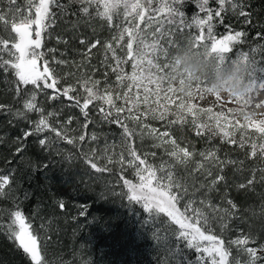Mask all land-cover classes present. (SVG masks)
Wrapping results in <instances>:
<instances>
[{
	"label": "trees",
	"instance_id": "1",
	"mask_svg": "<svg viewBox=\"0 0 264 264\" xmlns=\"http://www.w3.org/2000/svg\"><path fill=\"white\" fill-rule=\"evenodd\" d=\"M140 2L147 6V0ZM232 2L241 4L250 15H239L240 9L233 11L226 0L221 19L214 15L221 7L218 0H208L207 7L213 10L212 34L222 39L229 33H245L241 42L230 45L232 51L228 56L235 59L241 53L247 54L256 69L254 75L264 76L261 72L264 69V0ZM37 3L38 0H15L14 7L19 8V12L8 13V0H0V12L8 13L9 21L8 25L0 23V39L8 40L10 49L16 42L11 23L33 16ZM59 4L62 7L50 6L49 19L41 32V62L49 66L51 78L57 81L56 88L61 91L71 88L69 95L75 96L81 104L87 96L86 89L91 87L99 95L111 94L115 107L105 118L99 108L104 107L108 112L109 106L94 100L85 117L80 107L62 94L55 100L49 99L55 89L38 91L27 85L22 86L24 92L17 96L14 72L0 70V105L5 106L0 109V176L8 175L11 181L0 194V264H32L16 242L9 239L11 214L16 210L22 212L29 231L40 241L41 264H208L207 260L198 259L201 253L187 247L179 237V226L170 217L147 212L142 201H130L131 193L124 181L138 183L141 175H147L144 170L148 168L156 171V181L165 175L161 169H170L188 188L195 200L192 208L209 216L210 234L223 239L224 246L230 250V264L237 249L229 241L242 235L253 238L249 245L261 249L264 258V181L260 180L264 175V152L260 146L264 143L258 141L263 133L256 136V131L243 135L221 131L215 121L203 115L167 112L159 106L140 108L134 100L132 54L143 44L146 20L152 17L153 41H164L169 35L172 38L177 33L176 27L183 30V36L194 37L199 29L191 24L192 19L206 17V13L199 10L197 0H183L179 5L184 14V26L169 23L167 11H154L159 8L160 0H152L143 21L135 13L127 14L122 3L112 11L110 21L97 15L98 11H103L102 6L98 9L93 4L85 14L80 0H59ZM126 29L133 30L135 36L130 37ZM207 31L205 25L206 37ZM161 35L163 38H158ZM132 38L134 44L129 50L127 45ZM148 42L151 41L148 39ZM2 54L9 59L8 53ZM32 91H37L39 107L44 113H53L49 122L66 131L73 143L58 139L54 133L44 134L50 141L47 149H42L33 136L17 139L31 127L28 121L34 120V114L28 119L16 116L17 110L23 109L25 93ZM120 107L125 111L117 113L116 108ZM161 113L163 119L155 118ZM117 116L128 126L131 137L125 136L120 124L110 122ZM135 116L139 120L132 118ZM69 120L71 123H67ZM204 124L209 127L198 128ZM164 132H169L177 145L192 153L184 163H178L170 155L175 147L164 143L159 135ZM81 135L84 141L79 140ZM253 144L257 146L255 156L251 155ZM20 146L23 150L17 153L16 148ZM131 150L145 161L144 165L135 160ZM210 152L223 163L212 162L211 158L206 160ZM85 156L110 171L95 172L85 162ZM253 173L256 180L251 188H239ZM217 175H223L224 180L212 185ZM172 192L178 195L175 188ZM188 199L186 196L179 200L182 212ZM227 200L237 206L234 215L223 221L212 220L215 214L209 206L230 208ZM61 203L64 208L59 207ZM195 219L190 216L192 222ZM201 226L209 234L202 221ZM260 261L264 263V259Z\"/></svg>",
	"mask_w": 264,
	"mask_h": 264
},
{
	"label": "snow or ice",
	"instance_id": "2",
	"mask_svg": "<svg viewBox=\"0 0 264 264\" xmlns=\"http://www.w3.org/2000/svg\"><path fill=\"white\" fill-rule=\"evenodd\" d=\"M183 2V0H160L159 8L155 9L156 12L167 11L168 13V22L175 23L178 26H184L185 22L183 19V12L180 11L179 5ZM199 10L201 12L206 13L205 18H200L196 16L192 19L191 24L195 25L196 28L199 29V34L192 37L187 45L196 49H204L208 55H215L220 64L224 63H232L239 64L244 63L249 68V86L246 89L247 95L245 96L243 93L236 97L237 101H242L245 105H248L253 99L252 93L258 92L261 89H264V76L259 77V82H257V77L254 75L256 69L252 67L249 62L247 54L241 53L239 57L236 59H226V54L231 52L232 49L230 45L233 43H238L242 41V38L246 36L243 32H235L234 34L224 35L222 39H217L212 34V23L213 20V10L207 7L208 0H197ZM219 5L221 6L218 10H215L214 15L216 17H221V12L226 10L224 5L226 0H218ZM228 3L231 4L232 10L235 11L237 8L240 9L239 15L248 17L250 14L243 10V6L241 4L233 3L232 0H227ZM80 3L83 5L81 11L87 14L89 12V6L96 5L99 9L101 6L103 7V11L97 12V15L103 16L107 18L109 21L111 20V13L113 10L118 8L120 4H123V7L126 10L127 14L135 13L136 16L139 17L141 21L145 19V13L148 12L152 7V0H147V6L142 4L140 0H80ZM9 9L8 13L19 12V8L14 7L15 0H8ZM50 6L62 7L59 4V0H38V4L35 6V17L32 18L30 16L24 17L21 22H12L10 27L11 31L15 33L16 42L13 43L12 48L8 47L9 41L0 39V70H3L7 73L10 69L14 72L17 80L15 81V95L20 96L22 92H24V88L22 86L32 85L33 89L38 91H43L45 89H55V94L49 96V99L55 100L59 95H63L67 100L73 101L77 107H80L84 116L87 117L88 112L86 111L89 108V105L93 103L94 100H101L107 106H109V111L106 112L104 107H100L99 111L105 115L107 118L111 114V108L115 107L113 97L111 94L99 95L93 92L91 87L86 89L87 96L84 98L83 103L81 104L80 100L75 96L69 95V92L72 91L71 88L60 89L56 88L57 81L52 77L51 72L49 71L47 64L44 66L43 73L37 71V57L40 55L36 50L41 47V32L44 29L45 21L49 19L50 15ZM29 11H31L29 9ZM8 13L0 12V23L5 25L9 24L7 19ZM54 15V14H53ZM152 17H149L151 20ZM222 19V17H221ZM247 23H251L250 19H246ZM35 24L37 26L36 36L37 39L31 38V28L32 25ZM207 25V37L204 34V26ZM50 26V25H49ZM130 37L133 36V30L126 29ZM260 34H258L259 36ZM134 38V37H133ZM207 40V43L205 41ZM83 43V41H81ZM95 47V45H92ZM110 47V46H109ZM128 49H132V44L129 43L127 45ZM180 49H177L175 55L171 58V73L167 77L169 85L173 79H175V75L173 74L175 71L174 60ZM153 51H155V46H153ZM8 53L9 59H5L2 53ZM147 53L141 51L139 56L140 59L137 63H140L144 60ZM148 65L151 67H157V65L153 64L152 60L147 61ZM168 65L166 64L165 67ZM261 72H264V69H261ZM135 74L133 75V79H135ZM161 81L165 79V77L159 78ZM149 81L152 82L151 74L149 75ZM180 91H184V80L180 79ZM197 85V89L199 88V84ZM157 88H159V83H157ZM168 92H173L171 86L167 89ZM187 95L192 96L193 93L189 91ZM26 98L23 101V111L17 110L16 116L21 119H28L27 113L35 112L39 114V118L36 120H29V124L31 127L24 131L22 137H18L17 139L26 140L29 136H33L36 138V143L42 148L47 149L50 146L49 137L44 135L45 133H54L58 139L64 140L67 139L69 144L73 143L72 139L67 137V132L63 129H58L54 127L49 122V117L53 115V113H44V109L42 107L37 106V91H32L31 94L25 93ZM219 97V96H217ZM5 106L0 105V109H4ZM257 109L264 107V100L260 101L255 105ZM178 108L180 110H187V112L195 115L194 109L196 105H185L182 101ZM117 113L124 112L125 109L120 107L116 108ZM206 111L211 112V109H207ZM128 113L131 114V109H128ZM127 118V117H125ZM133 119L139 120L138 116L132 117ZM159 119H163V113L160 114L159 117H155ZM246 120H249V117L245 116ZM217 120L219 117L217 116ZM111 123L120 124L124 129V134L126 137H131L132 133L129 131L128 126L126 124H122L121 119L117 116L116 119L111 120ZM67 123H71L69 120ZM86 126V125H85ZM249 126L254 127L257 132L264 133V120H250ZM209 126L199 125L198 128H208ZM219 127V124H217ZM153 132L156 130L153 129ZM209 131L211 129L209 128ZM223 131V129H221ZM63 133V134H62ZM197 134H200L199 131ZM162 136H168L167 132L161 134ZM225 136L228 135L227 132L224 133ZM84 135L79 137L80 141H84ZM92 139H95L93 136ZM171 143L175 146V150H173L170 155L175 157L178 163H184L187 159L192 156V153L189 152L187 148H182L176 144L175 140L164 141V143ZM231 143H235V141H230ZM243 146V145H241ZM262 152H264V145L260 146ZM23 150V147H17L16 152L20 153ZM257 146L255 144L252 145V156L256 155ZM130 154L135 158V160L139 161L140 165H144L145 161L136 155L134 150L130 151ZM95 155V153H93ZM211 158L212 162L220 163L218 158L215 157L214 153H208L205 156V159L208 160ZM85 162L88 163L91 169H94L97 173H103L110 171L107 167H98L96 163L92 162V160L85 156ZM44 167H47L45 164ZM203 167V165H201ZM144 171L147 172V176L141 175L139 185L132 184L130 181H124V183L128 186L130 195V201H135L140 203L143 201L144 209L151 213H163L175 222L176 225L179 226V237L182 238L187 245V247L194 249L196 252L201 253V256L198 257L200 261L207 260L208 264H229V257L231 256V252L228 248H226L225 242L223 239L218 237L217 235H212L211 233V222L209 216L205 215L203 212L198 209H193L192 204L195 203V200L191 198L189 194L188 188H186L180 181L179 178L174 177L171 174V170L161 169V171L165 172V175L162 179L157 180L156 186L152 185L153 178L156 177V171L148 168ZM208 175H211L209 172ZM224 180L223 175H217L212 181L211 184L215 185L220 181ZM256 180L255 173H253L252 177L246 181V183H241L239 188L241 189H249L254 184ZM261 181H264V175L260 177ZM164 181H167L166 183ZM11 183L10 177L8 175L0 176V194H3L5 186ZM175 188L178 192L174 194L172 189ZM194 195V194H193ZM189 196L188 201L185 203L184 211L182 212L177 204L180 199ZM230 208L218 209L216 206H209L211 211L215 214L212 216V220L219 218L223 221L225 218H231L234 215V211L237 209L236 204H234L231 200L226 201ZM203 204V201H200ZM60 208H64V205L61 203L59 205ZM186 213L188 215H186ZM190 216H194L196 219L194 222L190 220ZM201 221L203 222V228L208 229V233L202 230ZM226 226V225H225ZM11 229L9 234V239L16 242L17 247L22 250V252L30 258L32 264H41L42 256L40 252V248L38 245L37 237L33 235L29 231V226L25 224V218L21 211L16 210L11 214V222L9 225ZM253 238L249 235L238 236L236 239L230 240L229 244L235 246L237 249L238 256L246 257L247 259L241 261L240 259L233 257L232 264H257L258 260L264 259L262 257L257 256V249L248 247L250 240ZM203 242H207L205 245Z\"/></svg>",
	"mask_w": 264,
	"mask_h": 264
},
{
	"label": "rangeland",
	"instance_id": "3",
	"mask_svg": "<svg viewBox=\"0 0 264 264\" xmlns=\"http://www.w3.org/2000/svg\"><path fill=\"white\" fill-rule=\"evenodd\" d=\"M38 4V3H37ZM36 4V5H37ZM34 5V8L35 6ZM31 16L32 18L35 17V11ZM153 21L146 20L145 24L143 25L142 33L146 34L143 39L142 46L136 47L135 52H133V62H134V69L133 75L135 74L134 88H133V96L134 100L138 103V106L141 108L143 105L147 107H161L167 112L176 111H183L178 108V105L183 101L185 105H196L194 112L196 113L193 116L203 115L207 119H211L215 121V123L219 124L225 131H232L233 133L238 132L239 134H250L253 133L252 131H256L254 127L249 126L250 120H264V107L257 109L255 105L260 101L264 100V89L259 90L258 92H253L251 95L253 99L248 105H245L242 101L238 102L236 98H233L228 95H223L217 97L216 95H204L201 92L197 91V85L193 83L191 85L190 90L184 89V91H180V79L175 77L172 80L171 85L168 83L167 77L171 73V58L175 55L177 49H182L188 43V41L192 38V36H183V30L178 29L175 31V35L171 38V35L168 37H164V41L158 40L153 41L154 35L150 32L151 26ZM37 26L35 24L32 25L31 28V38L37 39L36 31ZM43 31V30H42ZM163 35V34H162ZM159 36L158 38L163 36ZM135 36V35H133ZM176 37V39H175ZM40 38V37H39ZM41 39V38H40ZM151 42L147 43V40ZM129 43L133 46V38L129 40ZM161 43L159 46L158 44ZM153 46H155V51H153ZM41 48V47H40ZM37 49L36 51L40 53L37 57V71L43 73L44 66L41 61V49ZM146 52L147 55L144 60L140 63L137 61L140 59V52ZM152 60L154 65L157 67H151L148 65L147 61ZM226 59H233L229 58L228 53L226 54ZM236 59V58H235ZM251 63V62H250ZM168 65L165 67V65ZM252 65V63H251ZM48 69L49 66L47 65ZM49 71H51L49 69ZM151 74L152 82L149 81V75ZM256 76V75H255ZM160 77H165L164 80H160ZM257 82H259V77H257ZM157 83H159V88H157ZM171 86L175 91L168 92L167 89ZM204 87L203 84L199 85V88ZM191 91L193 93L192 96L187 95V93ZM39 99L40 97L37 95V106L39 107ZM207 109H211V112L206 111ZM23 111V109L21 110ZM34 114V120L39 118V114L35 112L27 113V118H31V115ZM217 116L219 120H217ZM245 116L249 117V120L245 119ZM18 117V116H17ZM257 132V131H256ZM168 136H169V132ZM256 136H260L261 133L257 132ZM165 141H171L173 138L171 136H162L161 133L159 134ZM264 133L258 138V141H263L264 143ZM170 143V142H169ZM174 146V145H172ZM175 147V146H174ZM147 176V175H146ZM141 181L138 183H132L135 185H139ZM157 181L153 178L152 185L156 186ZM143 202V201H142ZM178 207V204H177ZM179 208V207H178ZM207 234V233H206ZM205 245L207 242H203ZM248 247H252L257 249V256L261 257V249L254 247L248 244ZM236 258L240 259L241 261L246 260V257L238 256L236 251ZM230 264V263H229ZM257 264H264L260 260L257 261Z\"/></svg>",
	"mask_w": 264,
	"mask_h": 264
},
{
	"label": "clouds",
	"instance_id": "4",
	"mask_svg": "<svg viewBox=\"0 0 264 264\" xmlns=\"http://www.w3.org/2000/svg\"><path fill=\"white\" fill-rule=\"evenodd\" d=\"M174 75L184 80V89L190 90L191 85L203 84L197 91L204 95L236 98L240 94L247 95L249 86V68L244 63L220 64L217 57L208 55L204 49H196L186 45L177 53Z\"/></svg>",
	"mask_w": 264,
	"mask_h": 264
},
{
	"label": "water",
	"instance_id": "5",
	"mask_svg": "<svg viewBox=\"0 0 264 264\" xmlns=\"http://www.w3.org/2000/svg\"><path fill=\"white\" fill-rule=\"evenodd\" d=\"M31 232V231H30ZM32 233V232H31ZM33 234V233H32ZM34 235V234H33ZM37 237V236H36ZM37 241H38V245H39V248H40V252H41V246H40V241L39 239L37 238Z\"/></svg>",
	"mask_w": 264,
	"mask_h": 264
},
{
	"label": "bare ground",
	"instance_id": "6",
	"mask_svg": "<svg viewBox=\"0 0 264 264\" xmlns=\"http://www.w3.org/2000/svg\"><path fill=\"white\" fill-rule=\"evenodd\" d=\"M140 46H142V45H140ZM133 69H134V67H133Z\"/></svg>",
	"mask_w": 264,
	"mask_h": 264
}]
</instances>
